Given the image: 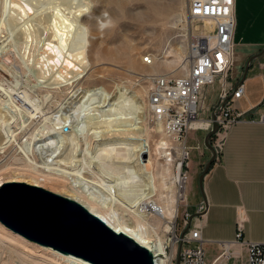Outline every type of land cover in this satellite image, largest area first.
I'll use <instances>...</instances> for the list:
<instances>
[{
	"label": "bare ground",
	"instance_id": "bare-ground-1",
	"mask_svg": "<svg viewBox=\"0 0 264 264\" xmlns=\"http://www.w3.org/2000/svg\"><path fill=\"white\" fill-rule=\"evenodd\" d=\"M156 6L146 4L149 10ZM90 12L91 0H0V38L8 40L0 45V153L19 154L0 167V181L67 193L113 230L148 248L153 264H164L182 195L177 185V196L172 193L170 140L160 122L151 126L161 134L152 148L158 158L152 160L148 107L140 90L123 83L113 89L84 84L95 46L88 26L97 24ZM172 50L174 59L168 60ZM162 53L166 71L180 66L182 71L181 45ZM12 55L33 81L29 87H16L17 75L8 79ZM62 90L68 95L57 101L54 94ZM34 120L42 125L29 131ZM179 170L178 165L175 184ZM1 242L17 245L20 252L17 260L9 255L0 264H92L28 241L0 223Z\"/></svg>",
	"mask_w": 264,
	"mask_h": 264
},
{
	"label": "built area",
	"instance_id": "built-area-1",
	"mask_svg": "<svg viewBox=\"0 0 264 264\" xmlns=\"http://www.w3.org/2000/svg\"><path fill=\"white\" fill-rule=\"evenodd\" d=\"M234 4L235 0H188L182 73L151 72L143 76L147 121L152 125L157 122L162 124L163 134L170 140L171 161L178 160L176 166H180V170L176 171V185L182 190L178 205L181 203L183 208L180 231L176 233L173 243L178 244V248L167 250L164 264H207L201 237L207 204L200 201L192 213L185 195L191 156L187 135L191 130L210 131L215 123L217 130L212 134L211 145L214 159H217L224 148L229 129L244 114L235 107L244 94V85L232 81ZM142 61L152 64L153 55L146 54ZM210 96V104L206 105ZM260 105L263 109L252 121L264 123V96ZM178 216L177 209L175 218ZM244 221L242 215L237 217L235 238L220 242L221 251L210 264L238 259L241 250L245 254L244 264H264V240L244 239Z\"/></svg>",
	"mask_w": 264,
	"mask_h": 264
},
{
	"label": "crops",
	"instance_id": "crops-1",
	"mask_svg": "<svg viewBox=\"0 0 264 264\" xmlns=\"http://www.w3.org/2000/svg\"><path fill=\"white\" fill-rule=\"evenodd\" d=\"M234 14L232 81L244 85V94L235 103L244 114L229 129L221 154L203 176L202 187L201 166L211 156L204 145L207 131L191 130L187 135L191 156L185 195L192 213L200 201L207 204L201 230L207 264L221 251L220 242L235 238L239 215L245 219L243 238L264 240V123L252 121L263 109L264 0H235ZM244 258L241 250L238 259L214 264H244Z\"/></svg>",
	"mask_w": 264,
	"mask_h": 264
},
{
	"label": "rangeland",
	"instance_id": "rangeland-1",
	"mask_svg": "<svg viewBox=\"0 0 264 264\" xmlns=\"http://www.w3.org/2000/svg\"><path fill=\"white\" fill-rule=\"evenodd\" d=\"M91 1L94 12H90L89 16L90 18H93L97 24L96 26H88L90 40L94 42L95 46L90 54V59L93 62V68L89 71L88 76L85 78L84 84H99L104 85L108 89H113L116 83H123L129 85L132 89L140 90V93L144 98V92L142 91V88L145 87V81L143 76L151 72H167L166 69H164V66H161L160 63L162 60L161 56L163 55L162 50H164L166 47L168 50H171L181 45L183 55L185 53L186 29L184 21L188 16V0H150L157 4L154 9L150 10L146 7V4L149 0ZM6 36L7 35L0 38V45L8 42L7 39V41L4 40ZM97 49L98 51L95 52ZM174 52L175 51L172 50V55L168 57V60L174 59ZM148 53L153 55V62L150 65L141 61L142 57ZM15 58L16 57L12 55L10 56V61H7L8 66L11 68L10 70L13 69V73L7 72L9 74L8 79L11 80L17 75L16 77L19 79V82L16 87H29L33 81L29 80L30 78L28 73H24V75L21 72L20 68H18L19 66L16 61L17 59ZM1 60L2 59H0V62ZM0 68L2 69L1 66ZM179 69H181V66ZM179 69L172 73L179 75L182 73V71H179ZM67 95L68 93L66 90L58 91L54 94L57 101L64 99ZM210 101L211 96L208 99L206 105H209ZM51 108H53V105ZM36 123V120H34L32 126L30 125L31 128L29 131L32 130L34 127L33 125H36ZM41 125V121L37 123L38 128ZM147 125L149 130V140L151 143V159L156 160L158 156L152 148L154 146V141L159 138L161 134H157L152 131V124L147 123ZM209 142L211 144V139ZM206 150L207 152L210 151L209 149ZM13 151L14 150L0 153V167L3 166V163L6 161L11 160V158L15 159L19 156V154H15L17 152ZM147 158L148 154L146 155V159ZM158 161L163 160L158 159ZM177 161L178 160L172 161L173 165L171 168V176L172 180L174 181L172 193L174 196H177V192H175L177 189L174 179ZM204 165L205 163L203 166H201L200 172L203 170ZM0 182V186L8 182L7 188L9 189L17 188L27 193L42 194V192L29 186L35 184L25 181H11L9 179H2ZM11 182L21 183L16 185ZM53 193L65 198H69V196H67L68 194L63 191H57ZM47 197H49L50 200L56 201L57 203H62L71 208L67 203L54 197L52 194L47 195ZM157 201L160 202L161 200L157 199ZM179 204L180 205L177 204L179 216L174 219L176 222L175 233L177 234L179 233L181 227L180 215L183 208L181 203ZM79 215L85 222H87V224L98 228L92 219L83 215L82 213H79ZM1 224L28 241L41 243L50 246L60 253H68L90 261L81 254L75 253V251H73L75 246L78 244L70 240H63L54 232H40L38 236H28L20 231H16L11 227H8L4 223ZM102 233L105 234L104 232ZM169 236L170 233L166 234V237ZM177 248L178 244H169L167 246L168 251L174 249L176 250ZM19 252L20 248H18V246L15 244H10L8 242L0 243V259H6L9 255H12L14 259L17 260V255Z\"/></svg>",
	"mask_w": 264,
	"mask_h": 264
},
{
	"label": "water",
	"instance_id": "water-1",
	"mask_svg": "<svg viewBox=\"0 0 264 264\" xmlns=\"http://www.w3.org/2000/svg\"><path fill=\"white\" fill-rule=\"evenodd\" d=\"M216 130L217 125L214 123L204 139L211 156L199 175L200 187L204 174L214 161V150L209 138ZM11 183L18 185L21 182ZM7 186L8 182L0 186V222L8 227L28 236H38L40 232H54L63 240L78 244L73 251L93 264H153V253L148 248L129 235L113 230L81 204L36 185L29 186L42 194L27 193L17 188L9 189ZM50 194L71 208L50 200L47 197ZM79 213L92 219L98 228L87 224Z\"/></svg>",
	"mask_w": 264,
	"mask_h": 264
},
{
	"label": "flooded vegetation",
	"instance_id": "flooded-vegetation-1",
	"mask_svg": "<svg viewBox=\"0 0 264 264\" xmlns=\"http://www.w3.org/2000/svg\"><path fill=\"white\" fill-rule=\"evenodd\" d=\"M212 136H210L209 140L211 139Z\"/></svg>",
	"mask_w": 264,
	"mask_h": 264
},
{
	"label": "snow or ice",
	"instance_id": "snow-or-ice-1",
	"mask_svg": "<svg viewBox=\"0 0 264 264\" xmlns=\"http://www.w3.org/2000/svg\"><path fill=\"white\" fill-rule=\"evenodd\" d=\"M69 66H71V64H69Z\"/></svg>",
	"mask_w": 264,
	"mask_h": 264
}]
</instances>
